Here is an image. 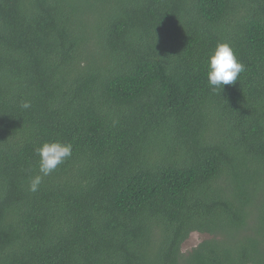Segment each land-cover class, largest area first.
<instances>
[{"label":"trees","instance_id":"obj_1","mask_svg":"<svg viewBox=\"0 0 264 264\" xmlns=\"http://www.w3.org/2000/svg\"><path fill=\"white\" fill-rule=\"evenodd\" d=\"M0 264H264V0H0Z\"/></svg>","mask_w":264,"mask_h":264},{"label":"clouds","instance_id":"obj_2","mask_svg":"<svg viewBox=\"0 0 264 264\" xmlns=\"http://www.w3.org/2000/svg\"><path fill=\"white\" fill-rule=\"evenodd\" d=\"M209 71L207 78L209 86L213 89H224L225 85H232L238 80L240 73L244 71V65L238 61L233 49L227 43L216 46L214 53L209 58ZM24 108L30 107L28 103ZM39 156V172L30 179V191L36 192L42 183L43 177L50 175L59 165L72 155V145L60 141L45 142L36 150Z\"/></svg>","mask_w":264,"mask_h":264},{"label":"rangeland","instance_id":"obj_3","mask_svg":"<svg viewBox=\"0 0 264 264\" xmlns=\"http://www.w3.org/2000/svg\"><path fill=\"white\" fill-rule=\"evenodd\" d=\"M214 238L215 237L209 233L193 232L191 233L189 238L184 242L182 246V252L188 254L192 252L195 248H197L201 243Z\"/></svg>","mask_w":264,"mask_h":264}]
</instances>
